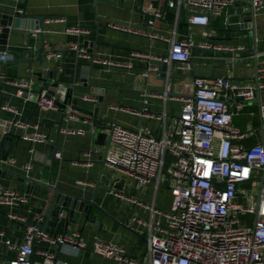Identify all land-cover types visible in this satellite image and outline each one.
<instances>
[{
    "label": "crops",
    "instance_id": "1",
    "mask_svg": "<svg viewBox=\"0 0 264 264\" xmlns=\"http://www.w3.org/2000/svg\"><path fill=\"white\" fill-rule=\"evenodd\" d=\"M251 2L236 0L219 14L209 12L208 25H191L190 7L186 4L171 7L167 0H0V14L22 11L46 16L43 36L37 30L16 29L10 24L4 26L10 28L8 33L0 28V51L14 50L21 56L31 40L35 48L44 44L45 50L63 53L61 59L51 60L43 53V64L34 60L32 65L20 61L0 66V81L31 80L29 88L40 90L44 81L39 80L37 73L55 70L60 91L65 95L66 89L72 90L73 99L67 110L74 114L65 117L58 134L54 121L60 119V108L42 110L37 93L20 94L18 90L0 85V96L2 90L8 92L3 105L14 109L3 106L0 109V167L4 168H0V190H14L28 197V202L0 204V264L8 263L16 255V250L6 243L7 239L22 244L29 223L38 218H42L41 224L45 222V212L54 190L40 184H52L65 192L93 199L100 208L92 207L89 220L85 212H77L75 221L68 225L64 215L60 220L51 219L46 230L50 237L79 232L86 245L77 247L36 238L31 257L33 264H43L45 258L41 252L53 254L57 260L53 264H127L96 253L92 245L97 238L117 242L139 264H148L147 226L139 219L145 222L154 218L167 224V216L155 209L172 210L169 175L164 172L158 181L139 185L135 177L106 166L103 155L109 131L97 127L95 120L101 126L114 122L130 129L146 126L160 137L165 130L173 133L178 130L182 97L193 94L196 77L230 75L233 80L246 79L247 84L255 85V58H258L259 70L264 69V6L255 13L258 50L255 53L250 37L253 21L248 9ZM155 8L163 9V17L149 25L148 19ZM108 22L146 29L160 36H170L176 31L178 37L190 39L194 45L187 68L183 71L179 62L168 59L169 44L164 40L115 30ZM68 26H80L88 32H72ZM72 43L86 48L90 56L78 55L71 49ZM33 55L37 57L38 52L34 51ZM93 58L130 61L132 67H107L95 63ZM161 65L166 75L158 74ZM165 76L166 82L161 80ZM84 96L94 100H85ZM261 100L264 102V93ZM249 104L259 107L260 100L256 98ZM232 105L233 111L238 113L234 102ZM146 106L153 117L142 113ZM163 113L165 117L160 119ZM239 115H234L235 125L239 122L235 117ZM46 118L50 123L41 124ZM14 121L29 124V132L37 126V130L47 133L49 139L33 143L22 137L15 139L10 156L3 160L5 133L21 136L24 133ZM252 127L254 130L245 142L247 145L258 142L261 119ZM67 129L83 132L68 133ZM56 140L61 155L53 161ZM89 151L88 156L86 152ZM28 165L31 167L27 168ZM103 176L109 184L102 181ZM243 199L246 201L239 198Z\"/></svg>",
    "mask_w": 264,
    "mask_h": 264
},
{
    "label": "built area",
    "instance_id": "2",
    "mask_svg": "<svg viewBox=\"0 0 264 264\" xmlns=\"http://www.w3.org/2000/svg\"><path fill=\"white\" fill-rule=\"evenodd\" d=\"M235 1L167 0V3L171 7L176 4L188 5L191 10L190 24L208 25L209 12L219 14ZM252 5L255 11L259 10L264 6V0H252ZM162 17L163 9L155 8L148 24L153 25ZM108 26L164 40L169 44L168 59L179 62V68L183 71L187 68L194 42L178 37L176 31L170 36H160L146 29L117 22H108ZM68 30L88 32L80 26H68ZM71 49L80 56H90L88 50L77 43H72ZM4 54L8 55L6 52ZM46 57L48 60L61 59L63 53L51 50ZM93 60L107 67H132L130 61ZM8 82L24 88H29L32 84L31 80ZM194 85L193 94L182 97L179 127L174 133L165 130L158 137L146 126L130 129L114 124L104 164L135 177L139 185L158 181L165 170L169 175L173 196L172 210L162 212L155 209L167 216V224L154 218L145 222L139 219V222L146 223L147 226L148 264H264V180L261 179L264 172V143L258 141L247 145L245 142L254 128L251 126L247 131L241 130L233 122L234 115L238 113L231 111L233 102L236 109L241 111L245 102L249 103L257 98L255 85H237L230 75L214 78L198 76ZM258 89L262 95L263 68L259 70ZM18 92L22 94L24 91L18 89ZM84 99L94 100L90 96H84ZM145 102L148 103L149 100ZM38 105L42 110L59 109L56 95L48 96L46 91L39 96ZM3 107L11 108L7 105ZM259 112L264 130V102L261 97ZM142 113L148 117L154 116L148 112L147 106ZM67 116L72 117L74 114L67 110ZM164 117L165 113L159 116L160 119ZM13 124L24 129L21 137L28 142H44L49 139L47 133L37 130V126L33 132H29V124L20 121H14ZM66 131L83 132L74 129ZM90 154V151L86 152V155ZM60 155L61 151H58L56 156ZM169 156L172 159L168 163ZM257 179L261 180V186L258 198L255 199L253 194L242 192L241 184ZM241 197L248 204L241 202ZM18 202H28V197L14 190H0V204L12 205ZM249 214L254 216L252 225L241 217ZM41 220L42 218H38L28 224L22 244L6 240L10 248L16 250V255L5 264H33L31 257L36 238L85 247L79 232L50 237L42 230ZM92 248L102 256L127 264H139L117 242H105L97 238ZM41 254L44 258L54 257L48 252Z\"/></svg>",
    "mask_w": 264,
    "mask_h": 264
},
{
    "label": "water",
    "instance_id": "3",
    "mask_svg": "<svg viewBox=\"0 0 264 264\" xmlns=\"http://www.w3.org/2000/svg\"><path fill=\"white\" fill-rule=\"evenodd\" d=\"M248 11L251 13L252 21H253L252 26H251L252 30L250 32V37L253 40L252 49L255 53H257L258 50H257L256 42H255L257 41V34L255 31L256 30L255 29L256 28V24H255L256 11L252 5V2H251V6L249 7ZM45 20H46V16H33V15H28L24 12L19 13V14L4 13V14H0V28L3 32L8 33L10 31V28L4 27V26L7 24H10L11 26H13V28H16V29H25V30H31V31L37 30L41 33L40 36H43V32L45 29ZM34 51L38 52L37 57H34L33 55ZM49 51L51 50H45L44 44H42L41 47L39 48H35L32 45V42L30 40L29 45L26 48H24V50L21 53V56H19L18 51H14V50L6 51V53L8 54L7 56L4 54V52L0 51V66L2 68L4 65L15 64L20 61L28 62L30 65H32L34 60L39 61L41 64H43L44 57L42 56V54L43 53L47 54ZM27 54H29V56H27ZM254 66H255L254 91H255L257 98L260 100L261 92L258 89V85H259L258 58H255ZM157 72L159 75L160 74L166 75V71L163 69L162 65L159 67ZM37 74L39 76V80L44 81L43 87L40 90H32L30 88H24L16 84H11L6 81H0V85L3 86L4 88H11L15 90L21 89L24 92L37 93L39 96L42 94L44 90L47 91L48 96L55 94L57 97V104L59 108L61 109V115H60V119L57 121H54V123L58 126L57 130H58V134H60L63 124H64L65 117L67 116L68 105L73 99L72 90L66 89L65 95L60 91V88H59L60 80L55 78L54 76L55 70H44L42 72H38ZM161 80L166 82L168 79L165 76V77H161ZM7 95H8V92L5 89L1 91L0 109L2 108ZM45 123L46 124L50 123V120L46 118L41 122V124L43 125ZM95 124L97 127H100V128H103L109 131L108 142L106 145L105 154L103 155V157H105L106 152L111 142V133L114 128L115 122L110 125L105 124L104 126H101L97 124V119H96ZM257 134H258V141L264 143V130L262 127L258 130ZM0 135H2V133H0ZM15 139L20 140L21 135L14 134L12 132L5 133L4 139H3V149H2V159L3 160H7L8 157L10 156L11 147ZM58 151H61V148L59 147L58 140H56L54 142V148L52 150L51 158L53 161L59 159L56 156ZM2 170H4V168ZM22 177L27 178L23 174H22ZM261 179L264 180V172L261 176ZM31 181L33 180L31 179ZM102 181L105 182L106 184H109V180L104 176L102 177ZM34 183L40 184L35 181ZM40 185L53 188L54 190L53 196L51 197L50 204L47 208V211L45 212L46 220L43 224H40L44 232H46L47 228L49 227V222L51 219L60 220L61 216L64 215L66 218V223L68 225L70 222L75 221L74 217L76 216L77 212H85L86 219L89 220L90 218L89 214L91 212L92 207L96 206L100 208L99 205L95 203L93 199L85 198L79 194L65 192L60 188L54 187L52 184H40ZM258 203H259V200H258ZM56 261H57L56 258H45L43 264H53Z\"/></svg>",
    "mask_w": 264,
    "mask_h": 264
},
{
    "label": "rangeland",
    "instance_id": "4",
    "mask_svg": "<svg viewBox=\"0 0 264 264\" xmlns=\"http://www.w3.org/2000/svg\"><path fill=\"white\" fill-rule=\"evenodd\" d=\"M234 83L237 85H245L248 83V80L246 79H236L234 80ZM245 108L244 110H237L239 116H236L235 119H239V122H236V125L244 131L249 130L251 126H253V123L260 122V112H259V107L258 106H251L248 102H245ZM234 109L231 108V111ZM255 125V124H254ZM172 157H168V163L171 161ZM166 169V168H165ZM166 173V170H165ZM257 186V189L254 187ZM260 186H261V180L257 179L254 182H249L245 184H241V189L243 193H248V194H253L254 198H258V194L260 191ZM241 202L248 204V202L241 200ZM243 220H247L248 224L252 225L254 223V216L253 215H245L241 216Z\"/></svg>",
    "mask_w": 264,
    "mask_h": 264
}]
</instances>
